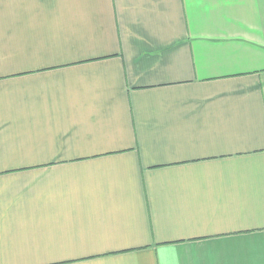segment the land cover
Returning <instances> with one entry per match:
<instances>
[{
  "label": "crops",
  "instance_id": "crops-1",
  "mask_svg": "<svg viewBox=\"0 0 264 264\" xmlns=\"http://www.w3.org/2000/svg\"><path fill=\"white\" fill-rule=\"evenodd\" d=\"M0 264H264V0H0Z\"/></svg>",
  "mask_w": 264,
  "mask_h": 264
}]
</instances>
